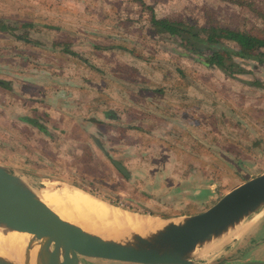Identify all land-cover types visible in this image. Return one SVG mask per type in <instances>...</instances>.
Here are the masks:
<instances>
[{
  "label": "rangeland",
  "instance_id": "1",
  "mask_svg": "<svg viewBox=\"0 0 264 264\" xmlns=\"http://www.w3.org/2000/svg\"><path fill=\"white\" fill-rule=\"evenodd\" d=\"M152 15L264 39V0H0V67L22 72L7 76L0 71V79L9 80L7 87L0 86V164L26 185L34 181L38 194L53 181L55 187H80L113 206L154 218L194 212L207 192L193 190L218 189L264 166V61L232 56L235 65L227 72L204 64L203 56L153 23ZM253 49L264 54V47ZM31 69L52 77L24 72ZM169 83L184 85L177 112L170 110L174 104H166ZM105 84L108 98L125 106L136 87L154 88L155 109L166 108L155 115L161 120L144 124L155 130L152 139L144 138L151 134L130 133L132 128H108L113 144H125L127 156L137 154L121 162L142 171L144 180L123 176L107 159L113 153L107 150L104 156L74 120L97 112L96 105L103 103L92 97L85 107L80 89L97 96L98 86ZM64 87L74 92L76 102L67 98L63 104ZM46 93L50 103L69 107L75 122L66 123L67 133L54 141L31 122L34 110L54 118L45 111L48 106L34 100ZM49 110L57 116L54 108ZM167 115L172 122L163 121ZM167 168L174 175L166 177ZM263 215L264 209L248 215L238 225L242 236L222 242L226 264L264 261V243L256 245L264 240ZM246 236L249 242L243 245ZM90 262L81 259V264Z\"/></svg>",
  "mask_w": 264,
  "mask_h": 264
},
{
  "label": "water",
  "instance_id": "2",
  "mask_svg": "<svg viewBox=\"0 0 264 264\" xmlns=\"http://www.w3.org/2000/svg\"><path fill=\"white\" fill-rule=\"evenodd\" d=\"M0 85L7 87V82L0 79ZM89 135L100 148L102 144L97 133L89 131ZM111 163L130 179V171L121 162L111 160ZM25 186L18 175L0 164L1 233L19 231L31 235L21 247L22 264H30L32 246L37 248L36 255L70 256L76 264L81 263L82 258L132 264H201L197 262L200 256L262 205L264 166L220 186L193 214L180 218L161 217L163 224L155 231L142 234L128 230L120 237L105 238L57 214L47 213L23 194ZM0 264L16 263L0 256ZM240 264H264V261L248 260Z\"/></svg>",
  "mask_w": 264,
  "mask_h": 264
},
{
  "label": "crops",
  "instance_id": "3",
  "mask_svg": "<svg viewBox=\"0 0 264 264\" xmlns=\"http://www.w3.org/2000/svg\"><path fill=\"white\" fill-rule=\"evenodd\" d=\"M0 71H2L3 73H6L7 76L11 75V74H15V73H19L21 74V71H16L11 69L10 67H0ZM26 72L27 75H37V76H46V77H52V74L48 73V72H44L42 70H35V69H31V70H27L24 71ZM23 72V73H24ZM4 76V75H3ZM20 79H22V76H19ZM11 78H17V77H11ZM9 79V78H8ZM145 79H147L145 77ZM180 78H176V81H179ZM3 80V79H2ZM4 81L8 82L9 80L4 79ZM174 84V85H173ZM169 83L170 87L169 89H166V104H174V107H171L170 110L175 109L176 112L178 111L179 107L181 106L180 103L183 102V99L185 98L183 91H181L179 89L182 88L184 89V85L180 86L179 83ZM176 85V86H175ZM2 86V85H0ZM69 86L72 88L71 84H69ZM105 86H107V84L102 85V86H98L99 88V92L97 93V96H90L88 95V93H86V90H82V88L80 89V91L83 93V91L85 92V98L87 100H85V107H87L88 104V100L90 101V99L93 97L96 98L95 101H102V104H97L95 107L96 109L98 108L97 112H92L91 115H87L86 118H77V116H74V120L76 119V123H78L79 127L82 129V131L91 139V141L93 142V144L102 152V154L104 156L106 155V151L109 150L113 153L112 157L107 156V159L111 162V160H118L119 162H121V160L125 159V158H129L131 160H135L136 159V155L137 154H129V156H127L126 154V145L122 144V146L120 147V145H115L112 142V139L109 136V132H108V128L109 129H115V130H126V128L128 130H130L129 128H132V131H129L130 133L134 132L136 133V135L142 134V133H146V134H151L152 137L148 136V137H144L145 139L148 138H154L155 136V130H152V132H150L149 130L146 129V126L144 124H151L152 122L156 121V120H161L160 118H155V115H159L161 116V112L162 109L165 111L166 108L164 107H160L161 109H155V105L153 102H155L153 100V95L155 91L158 90H153L154 88H150L149 90L146 89V87H144L143 89H140L139 87H136L134 89V92H131V96L130 99L128 100L127 104L128 106H125L124 102L120 101H114L109 99L108 97H110L109 95V88L107 89ZM178 86V88H177ZM5 87V86H3ZM97 88V89H98ZM68 89L67 87H64V95H60L61 97V101H63V104L67 103L68 99L69 101H73L76 102V95L74 94V92L72 93V90L68 91L65 90ZM185 90V89H184ZM120 92V91H118ZM117 92V93H118ZM67 93V94H66ZM197 96V94H194ZM68 98V99H67ZM80 102V106H82V98ZM144 99V100H142ZM35 102H39L40 104H44L46 106H48V109H45L46 112H48V114L50 113L51 117H54L53 119L50 118H45V116L43 114H41L40 112H37V110H34L35 115L33 116L36 121L37 124L32 126L36 129L37 132L43 134L46 136V138L53 140L54 139H59L62 134L67 133L68 131V127L66 125V123H69L72 125L75 124V122H73V115L67 111V109H69V107L66 108H59L57 107L54 103H50L49 102V93H46V95H42V96H37L34 98ZM79 103V102H78ZM77 103V104H78ZM160 103V102H158ZM162 103V102H161ZM60 106H67V105H60ZM69 106V105H68ZM71 106V105H70ZM167 107V106H166ZM50 108H54V110H56L57 112V116L55 115V113L53 114V112H51V110H49ZM177 108V109H176ZM21 111V110H20ZM99 112V113H98ZM58 114L63 116V119L60 121V118H58ZM154 115V116H153ZM165 117V116H164ZM25 120H30V117L25 116L24 117ZM72 119V121L70 122L69 120ZM173 118L172 117H168V115L166 116V119L163 120L164 122H172ZM132 123V126L129 127L128 124ZM127 124V127L125 126ZM136 125V126H134ZM100 126L104 127V128H100ZM135 128V129H133ZM136 130V131H135ZM89 131H95L97 133L99 142L102 144L101 147L99 148V146H97V144L95 143L94 139L89 135ZM159 133V132H158ZM119 148V151H114V149ZM112 149V150H111ZM109 152V153H111ZM118 152L117 154H114ZM117 157V158H115ZM122 163V162H121ZM127 170L130 171V179H128L129 181H133L136 177H138V179L144 180L146 178V175L140 171V170H136V169H131L129 168L126 164L122 163ZM123 175V174H122ZM169 175H174V172L170 169L167 168V172H166V177H168ZM124 176V175H123ZM197 188L200 187V183L197 184L196 186ZM208 188H205L203 190L201 189H196L193 191H206L207 194L205 195V199L202 202V204H200V206L197 207V209L191 213H188L187 215L193 214L195 212H197L201 207H203L212 197V195L215 193V191L217 189H211L209 186H207ZM264 217V215H263ZM240 228L237 226L236 229L232 230L224 239H222L220 242L215 243L212 248L208 251L205 252L202 256H200V258L197 260L198 263L201 264H226V256H220V253L226 254V252H223V246L224 244L222 243L223 241L226 240V238L228 239V237H233V239H237L239 237L242 236V234L240 233ZM234 234V235H232ZM229 237V238H230ZM249 237L250 236H246V238H244L243 241V245L247 244L249 242ZM240 243V242H239ZM264 240L259 241L256 245H260L263 244ZM241 244H239V246H243ZM218 253V255L216 256V260H213L212 262H207V257H210L211 255ZM222 258H226V260H221ZM248 260H255V259H247L245 261ZM89 264H132V263H121V262H111V261H92Z\"/></svg>",
  "mask_w": 264,
  "mask_h": 264
},
{
  "label": "bare ground",
  "instance_id": "4",
  "mask_svg": "<svg viewBox=\"0 0 264 264\" xmlns=\"http://www.w3.org/2000/svg\"><path fill=\"white\" fill-rule=\"evenodd\" d=\"M31 183L32 185L28 184L23 189V194L29 200L32 199L41 205L47 213L57 214L63 220L76 224L86 231L104 235L105 238L108 236L120 237L128 230L145 234L148 231L159 229L163 224L160 217L154 218L121 209L81 190L80 187V189L70 188L66 185L55 187L52 181L47 183V188L41 194H38L33 190L36 184L34 181ZM263 209L264 200L260 209L249 215H256ZM1 232L0 228V256L10 259L16 264H22L21 247L25 241L30 240L31 235L19 231H10L4 235ZM36 250L37 248L32 246L30 264H76L70 256L36 255Z\"/></svg>",
  "mask_w": 264,
  "mask_h": 264
},
{
  "label": "trees",
  "instance_id": "5",
  "mask_svg": "<svg viewBox=\"0 0 264 264\" xmlns=\"http://www.w3.org/2000/svg\"><path fill=\"white\" fill-rule=\"evenodd\" d=\"M151 20L168 33L178 35L193 53L204 57V63H214L226 72L235 65L232 56L264 61V54L253 52L254 45L264 47V39L246 31H225L223 34L214 27H198L169 19H156L153 15ZM226 40H232L236 47Z\"/></svg>",
  "mask_w": 264,
  "mask_h": 264
},
{
  "label": "flooded vegetation",
  "instance_id": "6",
  "mask_svg": "<svg viewBox=\"0 0 264 264\" xmlns=\"http://www.w3.org/2000/svg\"><path fill=\"white\" fill-rule=\"evenodd\" d=\"M31 122H32V124L34 123L33 125L37 124V121L35 119L31 120Z\"/></svg>",
  "mask_w": 264,
  "mask_h": 264
}]
</instances>
